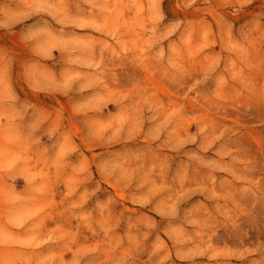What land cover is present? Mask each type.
<instances>
[{
    "label": "rangeland",
    "instance_id": "1",
    "mask_svg": "<svg viewBox=\"0 0 264 264\" xmlns=\"http://www.w3.org/2000/svg\"><path fill=\"white\" fill-rule=\"evenodd\" d=\"M0 264H264V0H0Z\"/></svg>",
    "mask_w": 264,
    "mask_h": 264
}]
</instances>
